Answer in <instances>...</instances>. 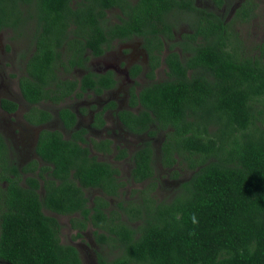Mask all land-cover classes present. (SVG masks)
Listing matches in <instances>:
<instances>
[{
  "label": "trees",
  "instance_id": "obj_1",
  "mask_svg": "<svg viewBox=\"0 0 264 264\" xmlns=\"http://www.w3.org/2000/svg\"><path fill=\"white\" fill-rule=\"evenodd\" d=\"M118 10L113 24L109 12ZM253 11L247 0L226 23L227 14L223 18L196 0H0V32L17 37L22 25L36 22L20 79L29 105L59 104L75 90L82 96L88 89L114 88L110 74L72 82L60 80L57 71L69 69L63 57L71 68L86 67L87 55H102L114 40L139 37L150 55V83L132 92L131 105L143 110L119 115L135 133L155 136L157 126L165 137L159 157L151 143L133 157L132 179L148 183L139 193L142 200L121 201L108 214L110 203L97 197L89 207L84 189L118 198L125 184H119L117 169L91 156L82 132L66 140L44 130L37 153L48 166L25 185L0 133V264H82L78 250L61 243V225L46 211L79 213L85 220H73L75 229L92 223L102 247L98 264H264V47L247 56L231 32ZM182 13L186 17L178 19ZM183 19L189 32H179ZM166 48L167 79L156 82ZM140 72L137 67L131 75ZM2 107L18 108L8 100ZM39 114L36 124L52 119L48 111ZM61 119L68 128L76 123L67 110ZM157 162L175 167L176 179L192 171L169 201L154 195Z\"/></svg>",
  "mask_w": 264,
  "mask_h": 264
},
{
  "label": "flooded vegetation",
  "instance_id": "obj_2",
  "mask_svg": "<svg viewBox=\"0 0 264 264\" xmlns=\"http://www.w3.org/2000/svg\"><path fill=\"white\" fill-rule=\"evenodd\" d=\"M131 1L135 2L138 0H131ZM213 1L214 0H196V4L201 8L202 7L205 8L206 6H208L207 2H212V8L210 9L216 10L217 13L224 18L228 12L230 0H224L225 3L222 4L221 6L215 5ZM245 1L247 0L233 1L229 16L230 15L234 16L236 11L242 6V4ZM201 2H203V5ZM114 12L115 15L112 16V19L114 20L113 24L119 22L117 16L118 13L121 15V12L119 10ZM110 14L111 11L109 12L108 17L110 16ZM230 19L231 17H228L226 19V23L229 22ZM28 24L29 22H27L26 31L22 32V34H20L17 37H22L27 35L28 27H29ZM5 33L11 34V40H14L13 37H15V35L10 30L1 31L0 38H2ZM145 44H146L145 41L139 37H133L132 39L129 40H114L111 42L110 45L105 46V51L102 55L97 57L92 56L91 54L87 55L89 60L86 63V67L75 66L71 68L67 57H63L64 62H66V64L69 66L68 67L69 69L67 70L64 67H59L57 71V77L60 80L62 81L71 80L72 82H75V81H81L85 77L89 76L90 73L96 74L97 76H106L110 74L112 75L115 81V87L111 89H103L102 93H98L96 90L88 89L86 92L82 93V96H79L78 90H75L72 94H69V96L65 97V99L61 101L59 104L43 101L35 106L29 105L23 98V95L20 90V79L23 75L21 74L20 76H16V74H11L10 76H5L0 71L1 90L3 89L2 81L4 77H10V78L18 77L17 78L18 89L21 95L20 98L0 99V108L2 112L5 113L6 115H15L19 111H22L23 112L22 122L26 129H20V132L17 133L18 136H16L15 134L10 140L6 138L1 131L0 133L2 134L8 146L11 161L18 167V170L23 174L22 185H25V181L29 176L38 178L39 174L41 173V169L44 167V165L48 166L41 160V158L37 153L39 137L44 130H48L51 132L61 133L64 139L66 140H75L74 133L82 132L83 133L82 137L86 141V143H84L83 146L89 148L91 156L95 157L99 162L108 163L112 165L114 169L118 170L119 184L121 183L125 184V182L122 180L123 173H121V170L125 169V165L122 168H120L119 165H122L123 163H128L129 169L128 172L127 171L125 172V174L128 176L129 178L128 180H130L131 185L134 187L142 186L141 189H139L140 191L146 188L148 184L147 181L136 183L132 179V171L135 167L133 157L147 143H151L155 151V157L156 158L159 157L161 147L165 140V137L163 136L164 133L158 131L157 126H152V128L156 130L155 136L150 135L149 134L150 131L143 134L135 133L130 129H128V127L121 120L119 115L121 112L123 113L125 111L138 114L143 110V108L140 105L132 106L130 102L132 99V92L139 94V92L142 89V86L144 85V84L140 85L138 83V80L140 81L142 79L147 80V77H144L143 65L145 63H148L147 66L150 65V55ZM116 45H118V52L110 53ZM27 49L28 47H25L23 52L24 55L27 53ZM107 59L112 60V63L110 61H107ZM137 67L141 68L142 72H140L136 77H133L131 75V72H133ZM91 69L93 71H91ZM157 71L158 69H156L155 71V81H156ZM78 72L83 73V75L80 76V78H76ZM165 76L167 79V72ZM4 100H8L17 104L18 106L17 110L12 112L5 110L2 107V102ZM46 104H48L50 107L49 106L45 107ZM56 107L58 108L55 114L54 110ZM35 108L37 111H34ZM63 110H67L75 115L76 123L72 128H68L65 125L66 123L65 120L61 119V113ZM40 111H48L52 115V119L42 124H36L38 121H40V114H39ZM56 119L57 121L55 122ZM59 129L60 131H58ZM161 135L162 138L160 140L159 137H161ZM136 138L141 139V142L138 143V141H135ZM78 143L80 142L78 141ZM129 162L131 165L129 164ZM33 164H36L38 166V169L36 171L32 170L34 168V167L32 168ZM159 168L162 170L163 172L162 174L164 175L161 174L159 176L157 174ZM25 169L28 170V172H24ZM175 169H176L175 167L172 169L163 167L159 162H157L156 176L160 177L159 178L160 181H158L160 182L158 189H161L162 187H166L168 191L173 192L177 188H179L184 181H186V180H178L173 177V171ZM50 173L51 172H46L44 174L45 177L48 178ZM71 174H74V172L72 171ZM49 179L54 180V178L51 177ZM71 179H73V176H71ZM40 183H41V187L39 193L44 194V183L42 180H40ZM57 184L61 185V182L57 181ZM125 185L119 188L120 197L118 198L107 196L100 189H95V188L84 189L86 197L89 199V207H94L95 199L97 197H102L110 203V207L107 208V213L109 214L113 210L111 209L112 205H114L116 202L118 205L121 201H125L122 198L126 188ZM136 197L142 200L139 193L137 194ZM46 214L58 219V222L60 218H69L71 228L74 231H76L77 234H81L80 236H77L78 238H82L83 234L86 231H88L89 227H92L93 230L96 231V228L92 225V223H90V221H87L88 225L85 230L74 228L73 220L77 218L81 220H85V218L81 216L79 213H74L71 215H59L51 211H46ZM61 243L63 244L62 239H61ZM97 246L99 247V251H97L95 255L98 264V254L102 251V247L98 243Z\"/></svg>",
  "mask_w": 264,
  "mask_h": 264
},
{
  "label": "rangeland",
  "instance_id": "obj_3",
  "mask_svg": "<svg viewBox=\"0 0 264 264\" xmlns=\"http://www.w3.org/2000/svg\"><path fill=\"white\" fill-rule=\"evenodd\" d=\"M233 1L235 0H230V5L228 7V12H227V17H226V18L231 17L229 22H231V20L234 17L232 15L229 16ZM252 2L254 6L252 17L247 20L237 21L231 28L232 30L231 32L233 33V35H236L241 40L242 47L244 49V54L247 56H255V55L261 54L260 46L264 47V0H252ZM201 3L203 5V2ZM207 5L210 8H212V2H207ZM35 12L36 11L33 10L32 13H35ZM114 13L115 12L112 11L109 16L111 23H114V20L112 19V16L115 15ZM182 16H184V14H181L180 17H177V18L181 19ZM183 20H180L179 32H183V33L189 32V29L186 28L187 27L186 25L188 24H186L185 20L184 21ZM26 26L27 24L22 25L20 31L25 32ZM35 27H36V22L32 19L29 21L27 35L24 33L26 36L13 37L14 40H11V34L5 33L4 36L0 38V71L5 76H10L11 74H16V76H20L21 74L24 75L23 71L25 68L27 57L24 55L23 52H24L25 47H28L27 53H30V51L32 50L30 46H31V42H33V39H34L33 33L35 32ZM113 52L114 53L118 52V45H116L110 53H113ZM169 53H170L169 48H166L162 54V59H161L162 62L156 74V81H162L166 79L165 75L167 72V66L166 64H164V61H165L166 56ZM107 61H110L112 63V60L110 59H107ZM147 64L148 63H145L143 65L144 77H148V74L150 72V65L147 66ZM92 69L91 71H93ZM82 75H83L82 72H78V74L76 75V78H80V76ZM17 78L18 77H15V78L14 77H11V78L4 77L3 78V81H2L3 89L2 90L0 89V99L20 98L21 95L18 89V79ZM138 83L140 85H143V84L146 85L150 83V80L148 78L147 80L142 79L141 81L138 80ZM46 106H49V105L46 104L45 107ZM57 108L58 107H56L54 110L55 114H56ZM22 115H23L22 111H19L15 115H6L5 113L2 112L0 108V131L9 140L15 134L16 136H18L17 133L20 132V129H26L22 122ZM56 121L57 119L55 120V122ZM58 131H60V129ZM159 138L161 140L162 135ZM135 141H138V143H140L141 139L136 138ZM124 165H125V169L121 170V173H123L122 180L125 182L126 188H125L124 195L122 198L125 201H128V200L139 201L141 199H139L136 196L138 193H140L139 189H141L142 186L134 187L131 185L130 180H128L129 179L128 176L125 174V172L126 171L128 172V169H129L128 163H123L122 165H119V167L122 168ZM157 172L159 176L163 173L160 168L158 169ZM191 175H192V171L185 169L180 172V178L178 180H188L191 177ZM157 178H158V181H160L159 180L160 177H157ZM134 190H137V194L134 192ZM173 192L168 191L166 187H162L161 189H157L154 195L156 199L159 201H169L172 197ZM115 208H117V202L111 206V209H115ZM124 218L126 219V217ZM59 222L61 225V239L63 241V244L72 245L79 250L80 256L82 258V264H97L95 254L97 251H99V247L97 246V242L95 240V231L93 230V228L89 227L88 231H86L83 234L82 238H78L77 237L78 234L70 226L69 218H60ZM133 225L135 226L136 224L134 223Z\"/></svg>",
  "mask_w": 264,
  "mask_h": 264
}]
</instances>
